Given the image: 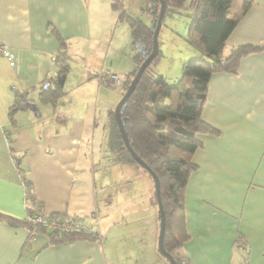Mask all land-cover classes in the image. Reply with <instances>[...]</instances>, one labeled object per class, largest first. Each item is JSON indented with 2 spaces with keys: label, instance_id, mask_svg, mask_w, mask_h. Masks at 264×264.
Instances as JSON below:
<instances>
[{
  "label": "crops",
  "instance_id": "obj_1",
  "mask_svg": "<svg viewBox=\"0 0 264 264\" xmlns=\"http://www.w3.org/2000/svg\"><path fill=\"white\" fill-rule=\"evenodd\" d=\"M114 14L107 0H0V43L14 60L10 65L0 55V211L16 217L25 215L17 161L29 179L33 199L44 213L76 217L89 225L91 217L100 222V215L107 216L101 204L104 186L108 185L105 169L120 163L89 160V153L97 143L94 104L103 84L101 75L107 74L101 70L105 62L103 67L99 63L103 54L108 53L104 43ZM59 39L65 42L69 56L64 91L72 79L75 89L80 88L81 92L72 96L64 93L56 104L41 103L39 89L57 70ZM241 44H264V0L253 1L227 37L222 52L227 54ZM73 64L77 66L75 72H71ZM15 91H26L29 105L14 111L15 121L11 124L8 108L14 102ZM202 116L220 133L201 135L203 145L197 151L211 154L212 151L202 149L213 143L222 152L213 155L229 165L228 160L235 158L231 143L237 135L258 149L253 164L251 152L240 151L243 166L253 165V170L245 177L232 173L240 188L238 195H220L227 200L217 195L212 202L218 208L214 217H222L219 208L228 212V207L233 215L239 213L232 208L239 207L241 199L242 206H247V198L242 194L248 191H253L257 199L261 197L264 213V50L242 56L235 72L211 74ZM194 161L198 165L195 171L202 172L201 160ZM129 167L135 168L132 175H141L149 195L148 176L136 167ZM204 177L208 179L209 175ZM225 177L228 180L227 173ZM225 177L213 178L225 181ZM244 180L249 185H241ZM252 182L256 185L251 188ZM221 188L235 190L231 185L220 187V191ZM149 207L152 209V205ZM95 230L100 234L96 241L52 243L42 231L29 237L26 226L0 221V264H131L125 253L129 245L142 256L145 254L140 257L141 264L155 258L153 236L141 242L131 240L129 244L122 241L104 244L100 223ZM250 250L251 246L236 252L233 245L228 264L235 259L237 264H242V259L250 264Z\"/></svg>",
  "mask_w": 264,
  "mask_h": 264
},
{
  "label": "trees",
  "instance_id": "obj_2",
  "mask_svg": "<svg viewBox=\"0 0 264 264\" xmlns=\"http://www.w3.org/2000/svg\"><path fill=\"white\" fill-rule=\"evenodd\" d=\"M164 1L165 10L162 21L166 15H187L189 21L185 40L199 51V56L185 60L182 63L181 77L168 81L155 69L160 55L158 49L156 56L145 67L134 90L126 99V106L121 115L129 120L124 128L131 148L159 179L160 198L165 213L163 246L173 256L176 264H194L180 252V247L189 238L184 194L191 173L198 167L192 156L203 145L201 135L220 133L218 128L202 116L208 81L213 72H235L242 56L264 50V44H241L231 48L227 54L222 52L227 37L254 0ZM146 2L145 10L150 13L152 22L158 15L160 1L146 0ZM111 6L119 11V18H125L129 24L132 44H141L147 52H150L153 33L151 25L127 14L122 0H112ZM144 57L142 52L135 51L132 58L133 69L124 73L118 85L122 94ZM55 63L56 73L48 80L46 88H43L42 84L39 89L38 99L41 103L56 104L65 93L64 83L69 71V56L65 42L61 39H59V51ZM106 85L114 86L109 83ZM28 105L26 91H15L14 102L8 108L9 122L14 123L16 109ZM108 114L110 119L108 149L111 151V163L128 164L141 169L148 175L153 185L151 175L136 162L124 146L113 111L110 110ZM15 164L23 173L28 195L33 198L30 182L24 169L17 161ZM151 205L158 210L154 186ZM41 210L40 206H34L28 209L29 214L25 213L24 217H16L0 211V221L11 226H26L30 232L29 237L37 231H42L52 243L100 239V234L95 228H92L90 232H57L32 223L29 218L32 212ZM49 215L79 219L63 214Z\"/></svg>",
  "mask_w": 264,
  "mask_h": 264
},
{
  "label": "rangeland",
  "instance_id": "obj_3",
  "mask_svg": "<svg viewBox=\"0 0 264 264\" xmlns=\"http://www.w3.org/2000/svg\"><path fill=\"white\" fill-rule=\"evenodd\" d=\"M107 1L112 8V0ZM122 5L131 17L151 25L150 13L145 10L146 0H122ZM112 10L115 12V16L108 25L104 43L108 53L107 56L103 54L99 67H103V62H105L104 69L101 68L102 72L114 73L121 80L124 73L133 69L132 58L136 48L132 44L131 30L126 19L119 18L118 10L113 8ZM188 21L189 19L185 14L166 15L162 21L158 33L160 55L155 69L168 81L181 77L182 63L185 60L199 56V51L185 40ZM71 66V72H75L77 66L75 64ZM46 86L44 87L43 84L42 87L46 88ZM100 88L99 99L96 105L94 104L96 108L94 135L97 143H95V150L89 153V160L103 161L110 160L112 157L111 151L108 149L110 129L108 112L114 110L122 93L119 86L101 84ZM80 90V88L75 89L71 79L65 86V91L68 92H65V95L72 96L81 92ZM240 137V135H237L236 140L231 143V152L235 154V158L228 160L229 165H227V162L221 163L222 159L218 158L217 155H213L214 152L222 154L221 150L213 143H208L202 149L212 151L211 154L196 150L192 156L194 160H201L203 171L196 172L194 170L195 173L194 171L191 173L184 194L186 227L189 238L180 247V252L194 264H228L233 245L236 252L242 250V248L250 249L251 246L249 251L250 264H264V213L262 212L263 202L260 196L257 199V195L253 191H248L247 194L243 193L242 196H245L248 201L247 206H242L241 199L239 207L232 208L239 213L233 215L228 207V212L219 208L222 217H214L218 208L212 202L220 195L237 194L236 192L240 189L237 186V179L235 177V180L232 179V173H235V175L241 174V177H245L249 170L253 168V165L251 167L248 164L243 166V160H240L238 155H240V151H243L242 153L251 152L250 164H253L255 160L252 159L256 156L258 149L253 148V144L252 146L249 145L246 140ZM244 161L247 163L248 160ZM133 170L129 165L122 163L106 167L105 178L108 185L104 186L105 198L101 204L108 214L107 216L106 214L104 216L100 215L98 219L100 222L97 221V224L96 217H91L90 222L95 229H98L99 223L101 230L106 227L102 232L105 234L102 236L104 244L118 241L129 244L131 240L141 242L150 240L153 236L155 258H149L143 264H169V261L159 252L157 247L158 210L157 207H152V209L149 207L153 195L151 179L148 177L150 184V194L148 195L144 180L141 175H132ZM141 172L144 171L141 170ZM226 173L229 181L226 180ZM206 174L209 175L208 179L204 177ZM213 177L216 179L225 177V181L215 180ZM242 184L249 185V182L244 180L241 182ZM228 185L233 186L235 190L229 191L221 188L220 191V187ZM253 185L256 184L252 182L251 188ZM221 197L227 200L225 196ZM236 198L235 196L234 199L236 200ZM250 201H252L251 204H249ZM125 253L129 255L128 259L131 264H141L142 259L140 257L145 255L142 256L135 252L131 245H129L128 252ZM241 261L242 264H246L244 259ZM237 263V259L232 261V264Z\"/></svg>",
  "mask_w": 264,
  "mask_h": 264
},
{
  "label": "water",
  "instance_id": "obj_4",
  "mask_svg": "<svg viewBox=\"0 0 264 264\" xmlns=\"http://www.w3.org/2000/svg\"><path fill=\"white\" fill-rule=\"evenodd\" d=\"M159 1H160V6H159V10H158V15L151 22V28L153 30V33H152V49L150 52H147L146 48L143 45H141V44L135 45L136 50L142 52L145 55V57H144L143 61L141 62V64L138 66L134 76L130 80V82H129L126 90L122 94L120 100L116 103L115 108L113 110V113H114V117H115L118 129H119L122 141L124 143V146L126 147L128 152L132 155V157L136 160V162L139 165H141L144 169H146V171L151 175V178L153 181L154 192H155L158 211H159V232H158V238H157L158 250L163 256H165L168 259V261L171 264H176V261L173 258V256L169 252H167L163 246V237H164V228H165V213H164L162 203H161V198H160L159 179H158L157 175L150 169V167L139 156H137L136 153L131 148L129 141H128V138H127V135H126V132H125V128H124L125 125H127L129 123V120L127 117H124L121 115L125 106H126L125 101L128 98V96L131 94V92L134 90V87H135L138 79L140 78V75L142 74L145 67L151 62V60L156 56V54L158 52V33H159V30L161 27L162 16H163V13L165 10V1L164 0H159ZM47 84H48V81L45 82L44 87ZM30 107L33 110H36L33 103H30Z\"/></svg>",
  "mask_w": 264,
  "mask_h": 264
},
{
  "label": "built area",
  "instance_id": "obj_5",
  "mask_svg": "<svg viewBox=\"0 0 264 264\" xmlns=\"http://www.w3.org/2000/svg\"><path fill=\"white\" fill-rule=\"evenodd\" d=\"M0 55L4 56L10 65H13L14 60L12 54L8 51V49L4 46V44L0 43ZM103 84H111L114 86L120 85V79L114 73H107L106 75H101ZM21 182L23 186V200H24V210L25 213L29 214L28 209L36 206V201L31 198L27 193L26 183L23 180V173L21 169L18 167ZM32 223L37 224L39 226L44 227L47 230H53L57 232H90L92 228H94L93 224L89 225L85 223L81 219H72L71 217H59V216H50L49 214L41 211L32 212L29 217ZM97 224V219L95 220Z\"/></svg>",
  "mask_w": 264,
  "mask_h": 264
}]
</instances>
